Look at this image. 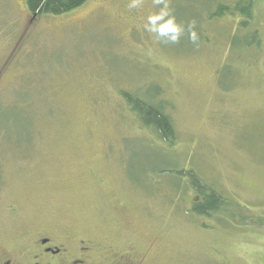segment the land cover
Wrapping results in <instances>:
<instances>
[{
    "label": "rangeland",
    "instance_id": "374dc122",
    "mask_svg": "<svg viewBox=\"0 0 264 264\" xmlns=\"http://www.w3.org/2000/svg\"><path fill=\"white\" fill-rule=\"evenodd\" d=\"M235 1L170 0L199 40L165 44L143 27L154 0L39 16L0 0V236L51 225L90 237L103 264L129 244L147 264H264V0L247 29L211 17ZM124 90L154 93L173 143ZM190 171L247 220L191 211Z\"/></svg>",
    "mask_w": 264,
    "mask_h": 264
},
{
    "label": "trees",
    "instance_id": "16d2710c",
    "mask_svg": "<svg viewBox=\"0 0 264 264\" xmlns=\"http://www.w3.org/2000/svg\"><path fill=\"white\" fill-rule=\"evenodd\" d=\"M27 11L33 16L39 15H61L72 11L83 5L87 0H25ZM254 0H236L234 4H219L216 11H213L211 17L224 15H240L243 19L240 20L239 25L242 28H248L250 20L252 19V7ZM255 35V33H254ZM158 89L156 88V92ZM126 104L130 107L136 117L139 119L143 127L150 128L157 134L159 139L171 144L176 140V133L172 126L171 118L165 113V107L161 101H154V93L149 96H139L128 91H121ZM190 177L191 185L195 193L200 197L199 200L193 201L191 211L200 216L212 217L214 215H223L227 210H230L229 215L232 220L243 224L248 217H240L235 219L236 213H233V203L226 197L221 196L214 188L207 183L200 181L193 172L187 173ZM262 218L255 219V223L261 224Z\"/></svg>",
    "mask_w": 264,
    "mask_h": 264
},
{
    "label": "flooded vegetation",
    "instance_id": "af4514ba",
    "mask_svg": "<svg viewBox=\"0 0 264 264\" xmlns=\"http://www.w3.org/2000/svg\"><path fill=\"white\" fill-rule=\"evenodd\" d=\"M93 250L90 237H68L51 225L28 230L24 236H0V264H103L96 262ZM133 258L129 244L116 250L109 264H147Z\"/></svg>",
    "mask_w": 264,
    "mask_h": 264
},
{
    "label": "clouds",
    "instance_id": "9594fccd",
    "mask_svg": "<svg viewBox=\"0 0 264 264\" xmlns=\"http://www.w3.org/2000/svg\"><path fill=\"white\" fill-rule=\"evenodd\" d=\"M144 4L145 0H130L128 8L141 9ZM154 4L159 6V11L150 12L143 27L155 41L165 44H178L186 32L188 39L193 44L199 40L196 21L188 22L186 27L178 22L170 7V0H154Z\"/></svg>",
    "mask_w": 264,
    "mask_h": 264
}]
</instances>
